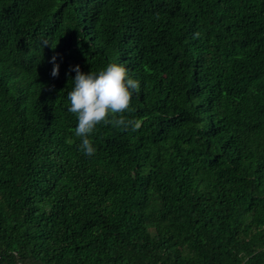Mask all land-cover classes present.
<instances>
[{"label":"trees","instance_id":"16d2710c","mask_svg":"<svg viewBox=\"0 0 264 264\" xmlns=\"http://www.w3.org/2000/svg\"><path fill=\"white\" fill-rule=\"evenodd\" d=\"M112 62L140 127L87 157L70 69ZM0 264H264V0H0Z\"/></svg>","mask_w":264,"mask_h":264},{"label":"clouds","instance_id":"9594fccd","mask_svg":"<svg viewBox=\"0 0 264 264\" xmlns=\"http://www.w3.org/2000/svg\"><path fill=\"white\" fill-rule=\"evenodd\" d=\"M57 57H52L51 76L59 74ZM75 72L72 86L67 93L68 112L77 120L75 136L80 138L79 150L87 157H93L96 148L90 139L101 124L132 131L138 130V121L125 118L134 94L140 90V82L129 75L128 69L120 63H108L98 72L84 73L79 65L70 69Z\"/></svg>","mask_w":264,"mask_h":264}]
</instances>
